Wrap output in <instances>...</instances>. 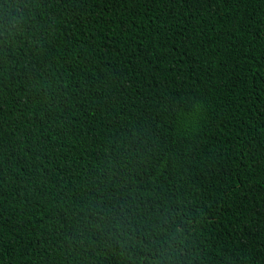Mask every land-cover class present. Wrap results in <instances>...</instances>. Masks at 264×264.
Wrapping results in <instances>:
<instances>
[{"label":"trees","instance_id":"trees-1","mask_svg":"<svg viewBox=\"0 0 264 264\" xmlns=\"http://www.w3.org/2000/svg\"><path fill=\"white\" fill-rule=\"evenodd\" d=\"M0 264H264V0H0Z\"/></svg>","mask_w":264,"mask_h":264}]
</instances>
